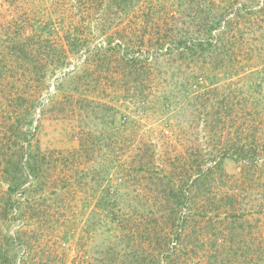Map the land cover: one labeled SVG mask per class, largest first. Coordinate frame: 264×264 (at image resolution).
Listing matches in <instances>:
<instances>
[{
  "label": "rangeland",
  "instance_id": "obj_1",
  "mask_svg": "<svg viewBox=\"0 0 264 264\" xmlns=\"http://www.w3.org/2000/svg\"><path fill=\"white\" fill-rule=\"evenodd\" d=\"M0 264H264V0H0Z\"/></svg>",
  "mask_w": 264,
  "mask_h": 264
},
{
  "label": "trees",
  "instance_id": "obj_2",
  "mask_svg": "<svg viewBox=\"0 0 264 264\" xmlns=\"http://www.w3.org/2000/svg\"><path fill=\"white\" fill-rule=\"evenodd\" d=\"M228 28L229 27H231L232 25L231 24H229L228 23ZM220 41V38H218V40H217V42H219ZM184 43V42H183ZM199 45H203V43H200ZM210 46H212V44H209ZM202 50H205V48H201ZM197 54V53H196ZM200 57H201V55H199ZM231 145H234V144H236V143H234V142H232V143H230ZM247 144H251V143H242V146H241V148H237L236 149V151L234 152V153H231V157H233L236 161H238V162H241L242 160H244L245 158H247L246 157V151L247 150H245L246 149V145ZM249 151H251V150H249ZM225 156H227V155H225ZM222 161L223 160H220V161H215V167H214V169L217 167L218 169H220L221 167H222ZM214 169H210V172H213V170ZM34 170H36V168H34ZM182 193L180 192V195H181ZM183 197H184V195H183ZM184 199V198H183ZM184 201L181 199V200H179L178 201V203L179 204H182Z\"/></svg>",
  "mask_w": 264,
  "mask_h": 264
}]
</instances>
